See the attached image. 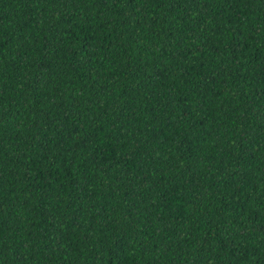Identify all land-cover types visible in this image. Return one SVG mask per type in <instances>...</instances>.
<instances>
[{"label":"trees","instance_id":"16d2710c","mask_svg":"<svg viewBox=\"0 0 264 264\" xmlns=\"http://www.w3.org/2000/svg\"><path fill=\"white\" fill-rule=\"evenodd\" d=\"M0 264H264V0H0Z\"/></svg>","mask_w":264,"mask_h":264}]
</instances>
